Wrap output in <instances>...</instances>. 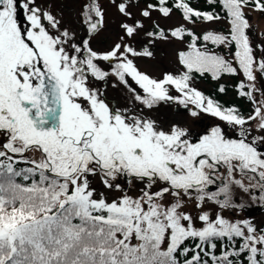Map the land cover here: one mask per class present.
Returning a JSON list of instances; mask_svg holds the SVG:
<instances>
[{
    "label": "snow or ice",
    "instance_id": "1",
    "mask_svg": "<svg viewBox=\"0 0 264 264\" xmlns=\"http://www.w3.org/2000/svg\"><path fill=\"white\" fill-rule=\"evenodd\" d=\"M206 3L0 0V264H264L247 215L264 208V0ZM109 8L123 19L97 49ZM174 43L173 70L137 63ZM198 77L235 79L251 111ZM181 107L219 122L197 133Z\"/></svg>",
    "mask_w": 264,
    "mask_h": 264
},
{
    "label": "rangeland",
    "instance_id": "2",
    "mask_svg": "<svg viewBox=\"0 0 264 264\" xmlns=\"http://www.w3.org/2000/svg\"><path fill=\"white\" fill-rule=\"evenodd\" d=\"M123 19L122 17H120L114 9L109 8L108 10V21H109V28L108 30H106L105 32H103L101 34L100 37H98L95 41H93V47L97 48V49H105L108 48L111 43L115 40V35H114V31H115V26L119 23V21ZM180 21V16L178 13H176L171 20L169 21H164L161 20V24L162 26H172L176 23H179ZM69 22L74 23V20L70 18ZM227 25V23L225 21H219L215 24L212 25H202V26H197L196 31L200 32L202 31L204 28H214L216 30H221L223 27H225ZM75 26V24H74ZM84 36V32L81 29L80 30V38H82ZM182 47V45L179 44H171V45H164V46H160V48H162L164 51H166L167 56L164 59H161L159 52H160V48H158V55H157V59L156 60H140L137 61V63L140 65V67L142 68V70L148 71L153 75H160V73L162 71L165 70H173L175 65H174V60H175V50L177 48ZM225 81L226 82H230L232 81V78L230 77H225ZM200 86V88L202 86H206V85H210L209 83L205 82V81H198L196 80V84L195 86ZM96 86H101L100 84H97ZM199 88V89H200ZM113 88H111V86H109L108 88V95L109 98L113 97V94L111 93V90ZM257 99H260L259 95H257ZM170 115V114H169ZM173 118V116H172ZM183 120V119H181ZM184 122V121H183ZM130 194H135V190H132L130 192ZM110 195H116V193H111ZM213 214H215V211H213ZM226 215H228V213H225ZM250 217V215H248ZM257 224L263 225L264 224V220H256L255 218L253 219Z\"/></svg>",
    "mask_w": 264,
    "mask_h": 264
},
{
    "label": "flooded vegetation",
    "instance_id": "3",
    "mask_svg": "<svg viewBox=\"0 0 264 264\" xmlns=\"http://www.w3.org/2000/svg\"><path fill=\"white\" fill-rule=\"evenodd\" d=\"M196 87L200 88V86L197 85ZM215 88L216 86L214 85H206V86H202L200 89L203 90L207 95H210L211 90ZM111 93L113 94V97H116L117 99L121 98V94L119 91L112 89ZM220 96L222 97V101H220L221 103L225 104L226 106L236 105L246 115L252 109L251 103L236 95L235 88L230 89L224 94H220ZM121 103H123L122 99H121ZM168 114L172 115L174 119H180V120L183 119L182 121H184L186 124H190L197 133H201L202 130L205 128L210 129L211 127L215 126L216 123L219 122L217 118L212 117L208 114H204L199 122L192 124V122L187 118V113L183 110L182 107L179 108L176 113H171L169 111ZM228 132L230 135L233 136L238 134V130L234 131L232 128H229ZM193 139H195V137H193ZM213 211H215V209H213ZM247 214L250 215L252 219L255 218L256 220L259 219L264 220V208H261L259 205L250 206L247 210Z\"/></svg>",
    "mask_w": 264,
    "mask_h": 264
},
{
    "label": "trees",
    "instance_id": "4",
    "mask_svg": "<svg viewBox=\"0 0 264 264\" xmlns=\"http://www.w3.org/2000/svg\"><path fill=\"white\" fill-rule=\"evenodd\" d=\"M194 5H195L196 7H198V8H200V9H202V10H210V6L206 3V0H194ZM215 10H216L217 12H219V13L223 16L224 13H223L222 9L219 7V5L216 6V9H215ZM178 14H179V13H178ZM222 20L226 22V20H224V19H222ZM222 20H220V21H222ZM226 23H227V22H226ZM227 27H228V26L226 25V26L223 27L220 31H226V30H227ZM210 47H211V45H210ZM216 50H217V51H221L220 49H216ZM197 80H198V81H205V82L209 83L210 85H214V86H216L215 89L211 90V92H210V96H213L214 98H216V99L222 101V97L220 96L221 93H219V92L217 91L218 82L211 80L210 77H208L207 79H205V78H199V77H198ZM219 83H226L227 85H229L228 90H227V91H229L230 89L234 88L233 86L235 85L236 80L232 78V81H231V83H230V82H226V81H225V77H224ZM133 190H134V189H133ZM247 215H248V214H247ZM263 225H264V224H263Z\"/></svg>",
    "mask_w": 264,
    "mask_h": 264
}]
</instances>
